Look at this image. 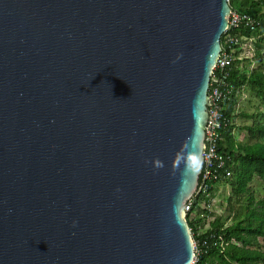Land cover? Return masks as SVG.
<instances>
[{"label":"water","instance_id":"1","mask_svg":"<svg viewBox=\"0 0 264 264\" xmlns=\"http://www.w3.org/2000/svg\"><path fill=\"white\" fill-rule=\"evenodd\" d=\"M229 0H0V264H192Z\"/></svg>","mask_w":264,"mask_h":264},{"label":"trees","instance_id":"2","mask_svg":"<svg viewBox=\"0 0 264 264\" xmlns=\"http://www.w3.org/2000/svg\"><path fill=\"white\" fill-rule=\"evenodd\" d=\"M229 5L232 12L250 17L256 25L250 29L242 23L237 29H230L228 35L233 39L237 36L254 37V57L262 62L264 59V11H261V7L264 5V0H229ZM227 40L226 35L221 36L222 49L227 54H233L234 51L232 52L231 49L236 46L228 43ZM241 60L236 58L226 68L229 71V77L227 94L222 106L224 118L228 123L220 128L219 144L220 151L228 158L225 165L229 168L231 175L220 181L231 185L232 195L237 198L242 197L241 200L245 198L247 212L240 215L237 211L229 224L225 223L224 216L215 217L211 212L209 215L214 219L207 229L198 234L202 223L200 216L208 214L206 209H201L199 206L206 197L199 192L191 199L186 220L194 241L201 246V253L197 257L196 264H212L214 259L220 264H264V251L259 248L257 241L258 237L264 238V198L254 204L255 197L248 186L254 175L264 183V112L248 113L238 106L246 87L264 105V70L257 68L244 73L239 69ZM218 72V69L214 70V75ZM256 116H260L263 121H255L250 126H238L234 122V119L238 117L250 119ZM241 129L246 130L250 139L255 141L247 143V141L237 140L235 132ZM221 171L219 173L224 177L225 174L223 175ZM211 179L209 184H213V187L209 189V193L213 197L214 189L219 181ZM230 200L231 196L227 201ZM255 206H259V209Z\"/></svg>","mask_w":264,"mask_h":264},{"label":"built area","instance_id":"3","mask_svg":"<svg viewBox=\"0 0 264 264\" xmlns=\"http://www.w3.org/2000/svg\"><path fill=\"white\" fill-rule=\"evenodd\" d=\"M234 13L235 12L232 13L231 11L229 16L228 28L223 35L227 36L228 43H231L232 45L236 46L240 43V39L243 38V36H237V38L233 39V37L228 35V31L232 28L237 29L238 26L242 23L252 29L255 27L256 22H254V20H252L248 16H242L239 14L236 15L237 13ZM235 49L236 48H233V50L231 49L232 52L234 51L235 53ZM234 53H225V50L222 49L221 46V53L214 68V70L218 69L219 72L217 75H214L213 70L207 94L209 101L208 111L210 120H208L205 129L204 149L202 153L203 171L195 195L200 192L206 197V200H202L199 206L203 205L204 209L208 211L206 218L210 217L209 220H211V218L213 220V217L209 215L211 211L208 210V207L210 206V203L213 200V197H211V194L209 193V189L213 187V184H209V181L212 180L211 178L220 181L231 175L229 168L227 167V165H225L227 164L228 158L225 157V154L220 151L219 141L221 137L219 131L222 126L228 123V121H226V119L224 118V109L222 103L226 98L227 81L229 77V71L226 68L230 66L233 60L236 59ZM239 69L243 72V69L240 65ZM219 171H221V173L223 172V175L225 174L224 177L221 176ZM189 206L190 202L186 207V213L189 211ZM194 252L195 259L192 264H196L197 257L201 253V246L197 243H195L194 245Z\"/></svg>","mask_w":264,"mask_h":264},{"label":"rangeland","instance_id":"4","mask_svg":"<svg viewBox=\"0 0 264 264\" xmlns=\"http://www.w3.org/2000/svg\"><path fill=\"white\" fill-rule=\"evenodd\" d=\"M261 11H264V5L261 7ZM236 13L237 12H235L234 14ZM236 15H238V13ZM254 41V37H243L240 39V43L236 45V55L235 53L234 55L235 58L242 59L240 61L242 62L240 66L242 67L243 71L253 70L257 68H262L264 70V59L261 62L259 61V59H255L254 57ZM238 106L246 110L248 113H253L255 111L264 112V105H262V101H260V99L254 96L253 92H251L247 87L244 89V93L239 99ZM255 121L262 122L263 120L260 116H256L250 119H242L240 117L234 119V122H236L238 126H250ZM237 133L238 131L235 132V136L240 141H247V143H253L255 141L250 139L246 130H240V132L238 134ZM220 183L221 184L219 186L220 190H218V197L214 198L211 201L208 210L213 212V214L216 216H225V223L229 224L235 213L237 214V211L240 213V215H244L247 212V201L245 200V198L244 200H241L242 197H239V199L232 195V189L230 184L224 181ZM248 186L255 197L254 204L264 198V183L258 176L254 175L252 181L248 184ZM230 196L231 200L227 201ZM255 207L256 209H259V206ZM200 208L204 209L203 205H201ZM200 218H202V223L200 224L201 228L198 229V234L207 229L209 227V223L212 222V218L211 220H209L210 217L206 218V214H202ZM257 241L259 248L264 251V238L259 237L257 238ZM212 264L220 263L215 260L214 262H212Z\"/></svg>","mask_w":264,"mask_h":264},{"label":"crops","instance_id":"5","mask_svg":"<svg viewBox=\"0 0 264 264\" xmlns=\"http://www.w3.org/2000/svg\"><path fill=\"white\" fill-rule=\"evenodd\" d=\"M236 124H237V123H236ZM237 125H238V124H237ZM242 126H244V125H242ZM241 130H244V129H241ZM239 132H240V130H238V133H239ZM238 133H237V134H238ZM236 139H237V137H236ZM237 140H239V139H237ZM239 141H240V140H239ZM241 141H242V140H241ZM220 182H222V181H219L218 184H217V186H216L215 189H214V192H213V195H212V196H213V199L218 197V193H219L218 190H220V189H219V186H220V184H221ZM222 185H223V184H222ZM219 216H221V215H219ZM215 217H216V215H215ZM224 217H225V216H224ZM225 218H226V217H225ZM209 225H210V224H209ZM215 260H216V259H214L213 262H214ZM216 261H217V260H216Z\"/></svg>","mask_w":264,"mask_h":264},{"label":"clouds","instance_id":"6","mask_svg":"<svg viewBox=\"0 0 264 264\" xmlns=\"http://www.w3.org/2000/svg\"><path fill=\"white\" fill-rule=\"evenodd\" d=\"M250 70H247V71H243L244 73H248ZM259 238V237H258ZM260 238H262V237H260ZM194 240V239H193ZM233 241V240H232ZM195 241H194V245H195ZM238 245V244H237Z\"/></svg>","mask_w":264,"mask_h":264}]
</instances>
